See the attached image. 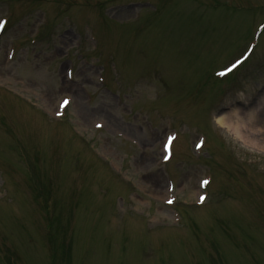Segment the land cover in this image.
<instances>
[{
	"label": "rangeland",
	"instance_id": "rangeland-1",
	"mask_svg": "<svg viewBox=\"0 0 264 264\" xmlns=\"http://www.w3.org/2000/svg\"><path fill=\"white\" fill-rule=\"evenodd\" d=\"M0 17V264H264V30L213 74L264 0H0ZM234 109L248 139L217 123Z\"/></svg>",
	"mask_w": 264,
	"mask_h": 264
},
{
	"label": "bare ground",
	"instance_id": "bare-ground-1",
	"mask_svg": "<svg viewBox=\"0 0 264 264\" xmlns=\"http://www.w3.org/2000/svg\"><path fill=\"white\" fill-rule=\"evenodd\" d=\"M123 11H121L118 15L121 16ZM126 12V11H125ZM74 87V86H73ZM76 104H79L77 101ZM253 113H249L247 115H242L239 109H234L232 112L222 114L217 117V123L220 126L228 128L230 132L234 134L236 138H238L240 141L248 139V136L246 133H244L242 130L244 128L250 129L248 124L246 123V119L244 116H248L249 118H253ZM177 142V141H176ZM155 180V179H154ZM159 188V181H157L156 186Z\"/></svg>",
	"mask_w": 264,
	"mask_h": 264
},
{
	"label": "snow or ice",
	"instance_id": "snow-or-ice-1",
	"mask_svg": "<svg viewBox=\"0 0 264 264\" xmlns=\"http://www.w3.org/2000/svg\"><path fill=\"white\" fill-rule=\"evenodd\" d=\"M4 23H6V22L5 21H0V27H2ZM65 103H67V101H65Z\"/></svg>",
	"mask_w": 264,
	"mask_h": 264
}]
</instances>
